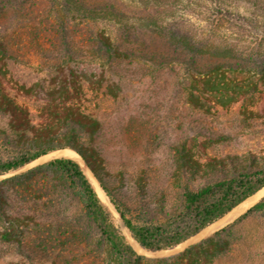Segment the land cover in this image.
I'll return each mask as SVG.
<instances>
[{
    "label": "rangeland",
    "instance_id": "1",
    "mask_svg": "<svg viewBox=\"0 0 264 264\" xmlns=\"http://www.w3.org/2000/svg\"><path fill=\"white\" fill-rule=\"evenodd\" d=\"M85 1L106 5L109 0ZM154 1L123 0L127 10L135 7L141 14ZM223 2L246 17L245 42L264 36V0ZM201 6L199 0H166L157 4L163 11L158 22H167L165 18L172 14L187 18L190 13L191 22L199 23L196 17ZM46 7V0H34L23 8L12 4L0 10V37L8 48L0 60V86L29 108L33 123L40 120L44 96L33 84L46 87L59 59L57 48L42 35L39 12ZM79 44V55L68 64L88 72L93 68L96 78L100 61L92 60L84 44ZM104 69L100 89L84 82L81 104L100 122L91 141L101 159L103 171L98 172L122 208H141L159 218L160 212L180 205L182 185L196 187L206 181L209 161L242 154L264 156V93L254 104L239 101L205 112L187 103L184 80L173 70H155L148 63L129 60ZM106 84L114 87V94L107 93ZM30 86L33 89L27 93ZM6 121L7 116L0 113V138ZM50 154L0 175V233L9 232L13 238L4 241L0 237V264H110L108 246L74 190L47 167L49 161L65 157L82 166L112 223L141 256L139 264H264V214L236 221L264 196V190L223 224L217 225L218 220L211 224L203 237L152 252L140 248L131 237L111 197L79 155ZM9 155L0 143V159ZM191 160L195 162L192 168Z\"/></svg>",
    "mask_w": 264,
    "mask_h": 264
},
{
    "label": "trees",
    "instance_id": "2",
    "mask_svg": "<svg viewBox=\"0 0 264 264\" xmlns=\"http://www.w3.org/2000/svg\"><path fill=\"white\" fill-rule=\"evenodd\" d=\"M32 1L0 0V10L12 4L23 8ZM164 1L155 0L141 14L135 7L127 10L123 0H109L106 5L85 0H46L47 7L39 12L42 35L57 48L59 59L46 87L39 82L33 84L44 93L39 122L33 123L29 108L0 86V113L7 116L0 143L10 152L8 158L0 159V175L57 149L74 150L111 197L131 237L142 249L152 252L187 241L264 187V156L242 154L209 161L206 181L196 187L182 185L180 205L168 212L161 210V216L154 218L141 208H122L103 182L98 172L103 171L101 159L91 142L100 122L83 109L81 99L84 82L92 89L102 87L104 66L129 60L148 63L155 70H173L184 80L187 103L205 112L228 108L239 101L254 104L264 93V36L253 43L243 40L248 37L244 15L235 13L223 0H199V23L191 22L190 13L187 18L172 14L165 18L167 22H158L163 11L157 4ZM142 19L146 23H135ZM79 42L92 60L100 61L96 78L93 68L88 72L68 64L79 55ZM7 49L0 37V60L6 57ZM33 87L26 88V92ZM105 89L115 93L110 84ZM188 165L192 168L195 162L191 160ZM47 167L74 190L108 246L110 264H139L141 256L112 223L82 166L65 157L49 161ZM252 214H264V196L236 221ZM0 237L4 241L13 239L6 231Z\"/></svg>",
    "mask_w": 264,
    "mask_h": 264
},
{
    "label": "bare ground",
    "instance_id": "3",
    "mask_svg": "<svg viewBox=\"0 0 264 264\" xmlns=\"http://www.w3.org/2000/svg\"><path fill=\"white\" fill-rule=\"evenodd\" d=\"M51 153L52 154H55L56 156H70V157H75V156L78 155L74 150L68 149V148L58 149V150L52 151ZM52 154H50V155H52ZM263 190H264V187L261 188L260 190H258L254 195H252L249 198H247L246 200H244L241 204H239L237 207H235L232 211H230L224 217L220 218L218 220V222H217V225L223 224L224 222H226L227 220H229L231 217H233L237 212H239L240 210L245 209L250 204H252L255 201V199H257V197H259V195L263 192ZM210 227H211V225L208 226V227H206V228H204L201 232H199V234H197V235H195L193 237L194 238H201V237H203L204 235H206L209 232Z\"/></svg>",
    "mask_w": 264,
    "mask_h": 264
}]
</instances>
